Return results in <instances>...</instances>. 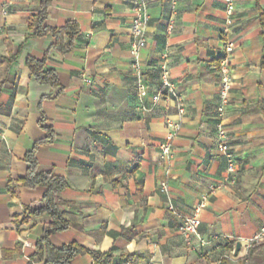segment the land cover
<instances>
[{
	"label": "crops",
	"instance_id": "0c3cea01",
	"mask_svg": "<svg viewBox=\"0 0 264 264\" xmlns=\"http://www.w3.org/2000/svg\"><path fill=\"white\" fill-rule=\"evenodd\" d=\"M148 2L140 59L150 93L166 64L185 100L171 158L161 146L167 120L180 119L178 107L162 101L154 111L144 110L132 74L130 0L51 5L48 25L76 21L81 30L70 52H53L47 61L64 87L59 95L39 84L27 66L30 56L43 57L55 43L51 35L26 40L38 0H0V264H45L32 256L50 216L23 219L46 188L18 183L27 173V152L46 135L40 104L56 140L39 145L38 162L69 184L60 197L70 204L63 209L72 227L50 236L54 246L78 242L111 253L110 264H130L121 260L124 254L136 255L133 264H264V244L261 251L248 248L264 225V0H235L227 36L225 0ZM228 41L234 52L226 127L240 174L235 184L205 199L199 235L188 242L180 231L182 216L226 177L216 114ZM83 73L92 84L83 82ZM10 182L18 184L17 195L9 191ZM72 264L102 263L83 254Z\"/></svg>",
	"mask_w": 264,
	"mask_h": 264
},
{
	"label": "trees",
	"instance_id": "16d2710c",
	"mask_svg": "<svg viewBox=\"0 0 264 264\" xmlns=\"http://www.w3.org/2000/svg\"><path fill=\"white\" fill-rule=\"evenodd\" d=\"M54 1L55 0H38V11L32 17V21L29 25V34L26 40L33 37L51 35L55 38V43L43 57L37 58L30 56L27 60V66L39 84L50 85L57 91V95H59L64 91V87L60 84L57 71L53 68H49L47 61L53 52L62 56L70 52L74 48L76 39L80 35L81 30L76 21H68L61 27H52L48 25L49 9ZM260 19L262 25H264L263 10L260 11ZM21 48L22 46H19L16 51L7 58L8 64L16 59ZM40 109L41 119L39 125L45 131L46 135L42 140L36 142L33 148L27 152L25 157L28 165L27 173L25 177L18 180V183L22 187L33 189L41 186L46 188V192L40 201L26 207L27 217L23 219V221H27L29 217H40L45 214L50 216V222L46 225L44 235L37 243L36 252L32 258L34 260L43 261L45 264H72V261L77 256L90 254L96 263L110 264L114 256L109 252L91 250L78 242L56 247L49 240L52 234L70 229L72 227V222L67 218L66 212L63 209L64 206L70 204L60 197V193L69 186L68 181L64 177L56 175L51 169H41L37 159V149L39 145L52 144L56 140V133L52 126L48 124V119L41 108V104ZM8 188L13 195L18 194L14 182H10ZM257 248L261 251L262 247L259 246ZM135 257L136 255L134 254H124L121 256V260L133 264Z\"/></svg>",
	"mask_w": 264,
	"mask_h": 264
},
{
	"label": "built area",
	"instance_id": "2783aa9c",
	"mask_svg": "<svg viewBox=\"0 0 264 264\" xmlns=\"http://www.w3.org/2000/svg\"><path fill=\"white\" fill-rule=\"evenodd\" d=\"M131 10L133 13L132 22L130 25L132 41H131V55L133 58L132 62V74L135 79L136 89L139 97L142 100L144 110L146 112H152L162 102L174 101L178 107V114L180 119H168L167 125V140L161 146L162 154L166 158L173 156L171 142L176 138L178 132L182 127L181 117L185 114V100L184 97L177 92L175 85L170 77V73L166 64H163L159 70V85L155 92L150 93V85L146 79L143 64L140 59L141 49L147 44L146 30L150 21L148 13L149 2L148 0H130ZM226 3V26L223 30L224 36H227L230 31L232 24V16L235 10V0H225ZM174 23V17L169 20V29ZM226 56L220 62V93H219V104L217 107L216 114V137H217V149L225 157L227 162L226 177L219 184L212 185L207 194L204 195L203 201L193 206L191 211L182 216V224L180 231L182 235L190 242L194 237L199 235V228L202 220L201 215L205 206V199L214 194L221 188L226 187L229 184H235L240 170L234 153L231 150L230 143L231 138L229 131L226 127V115L228 108L231 103L230 94L233 87V73L231 67L230 56L234 52V44L232 42H226L225 45ZM82 80L85 84H92V80L87 74H82ZM148 99L150 102L148 103ZM14 185L18 188V184L15 182ZM161 191L166 192L167 184H161ZM169 209L173 213H177L173 206ZM264 244V225L258 230V232L248 241V248H257Z\"/></svg>",
	"mask_w": 264,
	"mask_h": 264
},
{
	"label": "water",
	"instance_id": "95a60500",
	"mask_svg": "<svg viewBox=\"0 0 264 264\" xmlns=\"http://www.w3.org/2000/svg\"><path fill=\"white\" fill-rule=\"evenodd\" d=\"M240 250V244L237 245V252Z\"/></svg>",
	"mask_w": 264,
	"mask_h": 264
}]
</instances>
